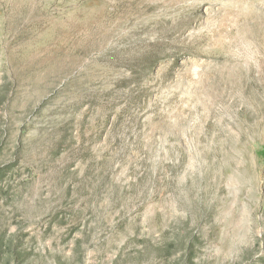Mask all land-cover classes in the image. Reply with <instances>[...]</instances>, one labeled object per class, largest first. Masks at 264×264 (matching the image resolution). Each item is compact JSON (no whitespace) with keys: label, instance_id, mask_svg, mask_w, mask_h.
<instances>
[{"label":"rangeland","instance_id":"1","mask_svg":"<svg viewBox=\"0 0 264 264\" xmlns=\"http://www.w3.org/2000/svg\"><path fill=\"white\" fill-rule=\"evenodd\" d=\"M0 264H264V0H0Z\"/></svg>","mask_w":264,"mask_h":264}]
</instances>
